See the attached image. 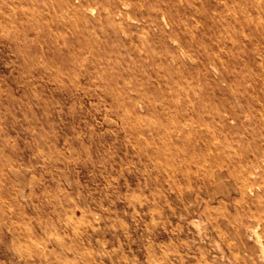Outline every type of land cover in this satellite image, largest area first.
<instances>
[{
    "label": "rangeland",
    "instance_id": "1",
    "mask_svg": "<svg viewBox=\"0 0 264 264\" xmlns=\"http://www.w3.org/2000/svg\"><path fill=\"white\" fill-rule=\"evenodd\" d=\"M0 264H264V0H0Z\"/></svg>",
    "mask_w": 264,
    "mask_h": 264
},
{
    "label": "bare ground",
    "instance_id": "2",
    "mask_svg": "<svg viewBox=\"0 0 264 264\" xmlns=\"http://www.w3.org/2000/svg\"><path fill=\"white\" fill-rule=\"evenodd\" d=\"M128 1V0H127ZM259 110V109H258ZM259 174V173H258ZM249 175H251V176H257V173H255V172H249ZM252 186H253V184H251V183H248V181L246 182H244L243 184H242V189H245V188H249L248 190H250V191H253V189H252ZM256 241V240H255ZM257 242V241H256ZM258 243V242H257ZM259 246H260V244H259Z\"/></svg>",
    "mask_w": 264,
    "mask_h": 264
}]
</instances>
